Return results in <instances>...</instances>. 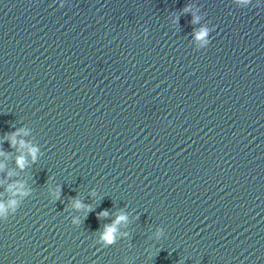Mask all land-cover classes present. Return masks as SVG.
Here are the masks:
<instances>
[{
    "label": "water",
    "instance_id": "water-1",
    "mask_svg": "<svg viewBox=\"0 0 264 264\" xmlns=\"http://www.w3.org/2000/svg\"><path fill=\"white\" fill-rule=\"evenodd\" d=\"M264 264V220L148 240L60 264Z\"/></svg>",
    "mask_w": 264,
    "mask_h": 264
},
{
    "label": "clouds",
    "instance_id": "clouds-1",
    "mask_svg": "<svg viewBox=\"0 0 264 264\" xmlns=\"http://www.w3.org/2000/svg\"><path fill=\"white\" fill-rule=\"evenodd\" d=\"M235 2L239 5L257 6V5H253V0H235ZM190 11L191 8L189 5H186L182 10L183 13H188ZM179 18L180 17L178 16L171 17L172 23L175 25L178 24ZM199 20L200 17L193 14L190 23L195 25L199 23ZM213 30H214V26L211 31L207 27H202L199 31L195 32V38L201 42L202 48H207L209 46L210 33ZM145 31H147V29H145ZM28 134H29L28 130H26L23 127H20V128H15V131L7 132L4 135L10 147L16 148L17 151H21L24 149L27 150L26 154H21L16 157V166L21 170L25 169V167L28 166L29 158L31 159V164L34 165L43 155L40 147L34 146L30 142H26L23 139H18V137L22 135L27 136ZM0 155H4V153L0 152ZM4 170H5V165L3 163H0V172H3ZM12 175H13L12 172H8L7 174L8 177H11ZM6 191L11 193V198H9L7 201L0 200V221H7L9 217L14 216L17 210L20 208L21 204L24 202V200L31 195L30 190L25 188V184L23 182L8 184ZM47 192L51 198V201L57 202L61 198L62 186L57 184L55 187H52L51 184L48 183ZM91 194L97 195L95 190H93ZM69 203L75 211L84 213V217H83L84 219L87 218L89 213L94 211L91 205L79 199L78 195L72 197ZM116 211L118 212V214L115 215V218L111 220L110 223L104 224L102 230H98L99 241L96 244H99L103 248H107L115 245L119 241L118 234L126 239L129 238L130 236L129 231L119 233L120 225L123 224L129 227V225L132 223V220H130L129 217V212L120 208ZM109 215H110L109 210H103L97 214V218L99 220L102 218L107 219ZM72 224L80 225L81 218L74 217L72 220ZM164 235H165L164 229L162 227H157L155 231L152 233V238H154L156 241H159ZM125 264H128L127 259L125 260Z\"/></svg>",
    "mask_w": 264,
    "mask_h": 264
}]
</instances>
